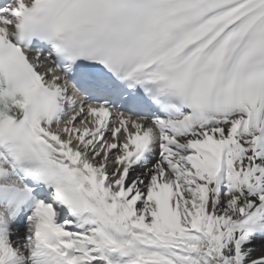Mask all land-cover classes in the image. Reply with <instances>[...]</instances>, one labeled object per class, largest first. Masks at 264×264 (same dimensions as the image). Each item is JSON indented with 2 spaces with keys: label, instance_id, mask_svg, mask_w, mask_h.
<instances>
[{
  "label": "snow or ice",
  "instance_id": "obj_1",
  "mask_svg": "<svg viewBox=\"0 0 264 264\" xmlns=\"http://www.w3.org/2000/svg\"><path fill=\"white\" fill-rule=\"evenodd\" d=\"M0 264H264V0H0Z\"/></svg>",
  "mask_w": 264,
  "mask_h": 264
}]
</instances>
